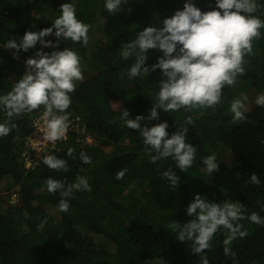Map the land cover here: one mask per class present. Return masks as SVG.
<instances>
[{"label":"trees","instance_id":"trees-1","mask_svg":"<svg viewBox=\"0 0 264 264\" xmlns=\"http://www.w3.org/2000/svg\"><path fill=\"white\" fill-rule=\"evenodd\" d=\"M69 1L77 19L90 26L88 44L69 39L58 47L43 48L38 42L31 51L35 58L37 51L50 54L64 48L78 54L83 80L70 94L66 113L82 117L93 141H77L73 132L49 154L65 159L66 171L52 170L43 160L26 170L20 148L36 110L9 120L0 105V123L8 121L11 127L7 136L0 137V190L18 187V200L0 207V264H200L191 242H180L169 228L173 221L182 225L192 219L186 208L194 194L210 202L237 203L246 217L255 212L264 218V106L255 103L264 95V28L252 42V53L244 57V74L224 87L218 104L168 113L157 109L159 119L148 122V126L166 122L169 138L187 129V142L196 153L207 146L205 157L214 154L219 164V171L210 175L198 158L183 172L171 157L151 163L139 132L121 119L124 109L129 118L147 117L158 104L163 78L159 69L145 78H131L127 73L135 56L124 59L121 52L144 27L161 26L165 18L183 10L187 0H122L116 14L106 10V0H0V96L7 95L27 71L18 57L20 51L5 48L7 42L19 43L20 34L51 27L60 16V6ZM191 2L202 12L216 4V0ZM256 3L253 15L264 21V0ZM45 40L55 43L56 37ZM146 56V66H151L162 53L153 49ZM244 82V89L235 90ZM244 97L246 120L230 123L224 107ZM69 148L74 149L71 156H67ZM224 151L229 153L228 162L217 157ZM81 152L91 164L81 161ZM169 168L179 177L176 187L161 175ZM122 169L127 170L125 176L116 179ZM253 173L260 180L257 185L250 183ZM77 177H86L91 191L74 192L69 211L61 212L62 197L59 192L50 194L45 180H61L67 186ZM238 223L247 235L225 245L228 233L221 228L206 252L209 264H264V225L248 219ZM225 247L231 255L224 254Z\"/></svg>","mask_w":264,"mask_h":264},{"label":"clouds","instance_id":"clouds-1","mask_svg":"<svg viewBox=\"0 0 264 264\" xmlns=\"http://www.w3.org/2000/svg\"><path fill=\"white\" fill-rule=\"evenodd\" d=\"M123 5L122 0H106L104 6L109 13L116 14ZM257 8L256 0H216L213 10L202 12L191 0H187L183 10H177L172 17L165 18L161 26L144 27L135 40L123 46L122 58L135 56V63L127 73L131 78H145L157 69L163 77L159 81L158 104L150 108L147 117L137 115L134 119L129 118L126 109L121 114L125 125L141 135L151 163L171 157L183 172L192 167L196 147L187 142L188 130L176 131L169 138L166 122L153 126H148V122L159 119L157 109L168 113L181 108L213 107L220 102L224 87L234 85L237 76L244 74V57L252 53V42L260 37V29L264 28V21L253 15ZM89 27L77 19L71 3H64L60 6V16L51 27L39 32L27 31L19 43L14 39L9 40L5 48L26 52L38 42L43 48H55L60 41L69 39L73 43L87 45ZM48 36H55L56 42L45 40ZM153 49L159 50L162 56L155 64L146 66V53ZM35 56L26 60L27 71L16 81L13 89L7 95L0 96V105L9 120L13 116L43 108V140L55 143L65 137L69 130L66 110L72 103L70 94L75 92L77 82L83 80L80 57L67 48L50 54L37 51ZM123 76L124 73H121V78ZM246 100L247 97H244L243 101L237 99L231 103L234 120H246ZM255 103L264 106V95L258 96ZM10 131L8 121L0 123V137L7 136ZM73 151L69 148L67 156H71ZM80 159L85 164L92 163L84 152L80 153ZM43 163L57 172L67 170V161L54 155L43 157ZM203 163L208 174L219 171L214 154L206 157ZM126 171L120 170L116 179H122ZM161 175L173 187L177 186L179 177L171 168ZM250 183H260L255 173L251 175ZM45 184L50 194L60 193L59 210L64 213L69 211L68 201L74 192L91 191L86 177H77L74 183L67 186L63 181L52 178L46 179ZM243 212L237 203L210 202L194 194L193 201L186 208V214L192 219L182 225L173 221L169 228L177 233L176 239L180 242H191L192 252L200 256V264H209L206 252L221 228L227 230L224 244L228 245L237 236L242 238L247 235L238 221L248 219L257 225H264V218L257 213L246 217ZM224 254L229 256L232 253L225 247Z\"/></svg>","mask_w":264,"mask_h":264},{"label":"built area","instance_id":"built-area-1","mask_svg":"<svg viewBox=\"0 0 264 264\" xmlns=\"http://www.w3.org/2000/svg\"><path fill=\"white\" fill-rule=\"evenodd\" d=\"M43 111V108L39 111H35L29 122L23 145L20 148V160L22 161L23 168L26 170L36 167L43 160V157L56 150L59 144L67 139V137L73 132L76 133L77 141L80 140L85 143H91L93 141L92 135L86 131V125L82 120V117L73 113H66L68 115L69 130L65 137L55 143L44 141L41 120ZM57 114L62 115L64 113Z\"/></svg>","mask_w":264,"mask_h":264},{"label":"rangeland","instance_id":"rangeland-1","mask_svg":"<svg viewBox=\"0 0 264 264\" xmlns=\"http://www.w3.org/2000/svg\"><path fill=\"white\" fill-rule=\"evenodd\" d=\"M69 3L72 4L71 1H69ZM23 35L24 34H20L18 36V40L19 41L23 37ZM19 56H20V59L24 62L25 66H26V60L27 59H29V58H35L34 55H33V52L31 51V49H29L26 52L25 51H20L19 54H18V57ZM246 85H247L246 82L241 83V84H238L235 87V90L240 91V90L244 89ZM241 97H243V95ZM232 102H233V100L229 101L227 103V105L224 107L223 111L230 114V117H231L230 123H235L236 120L233 119V114L230 111V107H231V103ZM105 148L106 149H110L111 147L110 146H105ZM209 151H210L209 147L205 146V147L202 148L201 151H199V152L196 153L197 156H196L195 160L198 159V158H201L200 159L201 162H200L199 166L202 167V168H206V166L204 165L203 161L206 158L205 155L208 154ZM217 157L220 158L221 160H224V161L226 160V162L229 161V153H227L225 151L224 152H221V153L219 152ZM17 188H18L17 186H14V187H11L10 189H2V190H0V207L1 208L2 207H5L7 204H10V203L12 204V203H14V202L17 201V199H18V197H17V195H18V192H17L18 189ZM208 192L209 191L206 190V191H204L202 193L204 195V193H208Z\"/></svg>","mask_w":264,"mask_h":264}]
</instances>
